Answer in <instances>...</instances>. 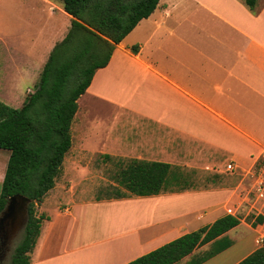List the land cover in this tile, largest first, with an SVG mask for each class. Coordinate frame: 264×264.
Instances as JSON below:
<instances>
[{
    "label": "crops",
    "instance_id": "crops-1",
    "mask_svg": "<svg viewBox=\"0 0 264 264\" xmlns=\"http://www.w3.org/2000/svg\"><path fill=\"white\" fill-rule=\"evenodd\" d=\"M45 4L48 18L37 31L29 27L30 39L22 40L20 27V43L0 48V96L14 99L0 101L15 108L35 91L50 51L71 27L61 0H26L14 13L22 22L28 11L30 24L40 20L37 13L47 14ZM27 83L33 86L25 91ZM84 94L113 108L109 120L97 117L90 104L81 106ZM84 94L64 161L70 152L76 163L98 151L170 163L180 178L174 189L155 195L94 201L69 195L67 204H43L46 218L30 264H126L227 214L240 221L224 234L232 245L201 264L234 248L243 224L257 236L250 200L243 206L238 186L200 189L191 178L241 174L264 151V0L255 10L244 0H159ZM230 162L235 169H228ZM59 188L56 180L51 190Z\"/></svg>",
    "mask_w": 264,
    "mask_h": 264
},
{
    "label": "trees",
    "instance_id": "trees-1",
    "mask_svg": "<svg viewBox=\"0 0 264 264\" xmlns=\"http://www.w3.org/2000/svg\"><path fill=\"white\" fill-rule=\"evenodd\" d=\"M255 10L258 0H244ZM72 16L65 38L53 48L34 92L20 108L0 101V148L10 151L0 195V213L15 194L31 199L23 238L11 264H30L45 215L37 205L55 186L64 158L72 146L71 125L78 99L96 71L107 66L117 44L157 8L159 0H61ZM133 51L138 47L133 46ZM74 78L73 83H70ZM40 112H38V110ZM179 172L170 163L129 159L116 172L119 185L109 198L149 196L174 189ZM264 222V215L256 223ZM240 223L227 214L209 226L183 234L126 264H201L232 245L224 235ZM211 242L209 249L195 250ZM194 253V254H193ZM237 264H264V246Z\"/></svg>",
    "mask_w": 264,
    "mask_h": 264
},
{
    "label": "rangeland",
    "instance_id": "rangeland-1",
    "mask_svg": "<svg viewBox=\"0 0 264 264\" xmlns=\"http://www.w3.org/2000/svg\"><path fill=\"white\" fill-rule=\"evenodd\" d=\"M25 1L26 0H0V48H3V44L5 45L7 43H20V27H22V32L24 33V38L22 40L27 41L28 39H30L29 36L33 35L34 33V31L29 30V27L37 31L45 23L44 21L47 20L49 10L48 5L45 4L47 14L45 15L44 13H37L40 20L33 21L28 24L29 14L28 11H26V18L21 17L22 22L21 19L19 21V17L14 13L16 11L15 5L20 7V4L23 5ZM21 8L23 7L21 6ZM41 9L43 8L41 7ZM22 13L23 15H25V12ZM51 52L52 51H50L48 57H50ZM73 80L74 78H71L70 83H73ZM28 86H33V83H27L24 87L25 91ZM32 89L33 90H29L27 93L30 94L34 92V88ZM0 100L14 101L13 98L5 97L3 95L0 96ZM80 104L81 106L90 104L93 107V112L100 119L109 120V117L113 113L112 107H110L106 103L101 102L98 97L97 99H93L92 96L89 94H84L81 96ZM15 107L18 106L15 105ZM40 110L41 109H39L38 112H40ZM75 150H79V145H77V141H75ZM77 152L78 154H83V152ZM9 155L10 151L8 149L0 148V195ZM72 155H74V152H70L68 154L67 159L64 161V164L62 166V172L56 179L60 188L58 190H51L45 196L44 200L36 206L38 215L42 214L41 207H43V204L52 208V206H55L57 200H60V205L69 203L67 197L69 195L83 201L109 199V197L113 195L115 189L119 187L116 180V172L121 166L126 164L129 159H131V157L115 155L107 157L104 154L95 151L94 153L90 152L86 154L84 156L83 161L75 163L74 161H72V158H74ZM192 176L193 178H191V180L196 182L198 185L197 188L200 189L214 188L212 186L224 187L223 185L230 186L231 188L238 186L241 197L245 196L246 201L243 202V206L246 204H250L248 200L250 178L246 175V172L244 171L241 174L236 175H232L230 173H223L222 179L218 178L217 176H214L213 173H201ZM213 181L215 182L214 184ZM67 190H69L70 193H67ZM133 197H136V195H133ZM204 221L205 220L198 221V223H202ZM248 222L250 224L252 223L250 217L248 219ZM24 228L25 223L23 222V224L19 227L18 232L11 238L10 242L7 244V249L5 251L4 258L0 260V264H11L14 249L23 238ZM238 230L241 232V236L237 238L234 248H231L234 249L235 253L229 255L231 249H228L227 251L216 256L214 259L210 260L206 264H235V262H237L242 256H244L253 248H255L256 233H254L250 229L248 230V228L244 224L240 226ZM208 247V245H205L200 248L199 251H204ZM223 257H225V259L221 262ZM33 260H36V258H34ZM186 261L187 260H185L184 258L180 260V262H178L177 264H186Z\"/></svg>",
    "mask_w": 264,
    "mask_h": 264
},
{
    "label": "built area",
    "instance_id": "built-area-1",
    "mask_svg": "<svg viewBox=\"0 0 264 264\" xmlns=\"http://www.w3.org/2000/svg\"><path fill=\"white\" fill-rule=\"evenodd\" d=\"M235 163L230 162L228 169H235ZM246 175L250 178L248 197L251 203L250 211L253 213L254 230L257 232L255 242L259 247L264 246V222L256 223L257 217L264 215V151L247 169Z\"/></svg>",
    "mask_w": 264,
    "mask_h": 264
},
{
    "label": "water",
    "instance_id": "water-1",
    "mask_svg": "<svg viewBox=\"0 0 264 264\" xmlns=\"http://www.w3.org/2000/svg\"><path fill=\"white\" fill-rule=\"evenodd\" d=\"M31 199L23 194L11 196L4 210L0 213V230L8 244L11 238L18 232L23 222L27 223L28 206Z\"/></svg>",
    "mask_w": 264,
    "mask_h": 264
},
{
    "label": "flooded vegetation",
    "instance_id": "flooded-vegetation-1",
    "mask_svg": "<svg viewBox=\"0 0 264 264\" xmlns=\"http://www.w3.org/2000/svg\"><path fill=\"white\" fill-rule=\"evenodd\" d=\"M6 247H7V244L3 236V231L0 230V260L4 258L5 251L7 249Z\"/></svg>",
    "mask_w": 264,
    "mask_h": 264
}]
</instances>
